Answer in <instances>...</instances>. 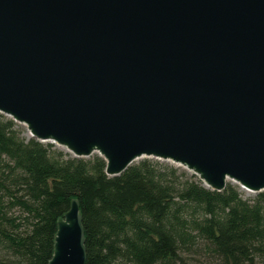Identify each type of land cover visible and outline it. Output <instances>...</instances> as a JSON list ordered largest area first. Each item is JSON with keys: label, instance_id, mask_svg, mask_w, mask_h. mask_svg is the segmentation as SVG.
<instances>
[{"label": "water", "instance_id": "1", "mask_svg": "<svg viewBox=\"0 0 264 264\" xmlns=\"http://www.w3.org/2000/svg\"><path fill=\"white\" fill-rule=\"evenodd\" d=\"M0 115L119 177L167 162L264 191V0H0ZM48 264H85L78 202Z\"/></svg>", "mask_w": 264, "mask_h": 264}, {"label": "trees", "instance_id": "2", "mask_svg": "<svg viewBox=\"0 0 264 264\" xmlns=\"http://www.w3.org/2000/svg\"><path fill=\"white\" fill-rule=\"evenodd\" d=\"M95 155L74 159L26 141L0 115V264H48L57 222L78 202L85 264H264V191L243 200L226 184L142 159L119 177Z\"/></svg>", "mask_w": 264, "mask_h": 264}, {"label": "rangeland", "instance_id": "3", "mask_svg": "<svg viewBox=\"0 0 264 264\" xmlns=\"http://www.w3.org/2000/svg\"><path fill=\"white\" fill-rule=\"evenodd\" d=\"M17 125V124H16ZM17 129H19L21 131V137L23 139H25L26 141H29L31 139H29V137L26 136L27 134V130L26 128H24L22 125L19 126L17 125ZM55 148H57L55 145L53 146ZM59 149V148H57ZM61 150L64 154H68L66 152H64L62 149H59ZM69 155V154H68ZM70 156V155H69ZM160 163H163V162H160ZM165 164H168V165H171L170 163H167V162H164ZM163 163V164H164ZM173 166V165H172ZM174 167H177V166H174ZM179 168V167H178ZM181 169V168H180ZM184 171V170H183ZM188 173V172H187ZM189 174V173H188ZM191 175V174H190ZM197 180L199 181L198 177H197ZM200 182V181H199ZM229 185L232 184L233 186H236L238 188V192H239V195H241V197L243 198V200H250L252 198H254L257 194H249L248 192L244 191L243 189H240L237 185L233 184V183H228ZM192 264H197L196 262H191Z\"/></svg>", "mask_w": 264, "mask_h": 264}, {"label": "bare ground", "instance_id": "4", "mask_svg": "<svg viewBox=\"0 0 264 264\" xmlns=\"http://www.w3.org/2000/svg\"><path fill=\"white\" fill-rule=\"evenodd\" d=\"M26 136L29 137V136H28V133L26 134Z\"/></svg>", "mask_w": 264, "mask_h": 264}]
</instances>
